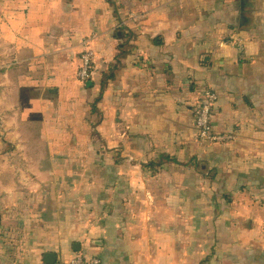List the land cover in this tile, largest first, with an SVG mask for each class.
Masks as SVG:
<instances>
[{
	"label": "crops",
	"instance_id": "obj_1",
	"mask_svg": "<svg viewBox=\"0 0 264 264\" xmlns=\"http://www.w3.org/2000/svg\"><path fill=\"white\" fill-rule=\"evenodd\" d=\"M0 158V264H264V0H0Z\"/></svg>",
	"mask_w": 264,
	"mask_h": 264
},
{
	"label": "built area",
	"instance_id": "obj_2",
	"mask_svg": "<svg viewBox=\"0 0 264 264\" xmlns=\"http://www.w3.org/2000/svg\"><path fill=\"white\" fill-rule=\"evenodd\" d=\"M96 35L93 38L96 39ZM88 42L91 40H87ZM224 45L231 44L239 53L241 59L244 58V44L240 37H235L230 41L223 42ZM80 64L77 71L78 80L87 84L92 79V68L95 61V52L91 48H87L80 54ZM217 94L212 89H205L199 104L195 110L194 126L197 132V140L200 146H208L212 143L223 141L225 136L217 134L212 125V111ZM264 237V227L261 231ZM63 264H101V258L98 256H87L79 251L74 256Z\"/></svg>",
	"mask_w": 264,
	"mask_h": 264
},
{
	"label": "water",
	"instance_id": "obj_3",
	"mask_svg": "<svg viewBox=\"0 0 264 264\" xmlns=\"http://www.w3.org/2000/svg\"><path fill=\"white\" fill-rule=\"evenodd\" d=\"M93 83L90 81V82H88L86 85L87 86H91ZM75 249H76V251H78V247H75ZM45 261L48 263V264H56V255L55 254H47L46 256H45Z\"/></svg>",
	"mask_w": 264,
	"mask_h": 264
},
{
	"label": "rangeland",
	"instance_id": "obj_4",
	"mask_svg": "<svg viewBox=\"0 0 264 264\" xmlns=\"http://www.w3.org/2000/svg\"><path fill=\"white\" fill-rule=\"evenodd\" d=\"M9 160H10L9 163H13V164H16V163L19 164V163H20V162H19V158H17V157H16V158L10 157ZM3 162H4V163H2V160H1V158H0V180L2 179V176H3V173H2V165L6 163V160L3 159ZM1 163H2V164H1Z\"/></svg>",
	"mask_w": 264,
	"mask_h": 264
}]
</instances>
